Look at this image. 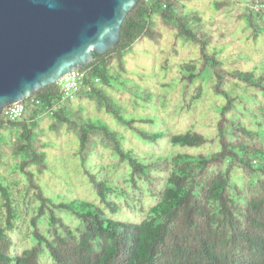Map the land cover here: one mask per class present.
Returning <instances> with one entry per match:
<instances>
[{
    "label": "trees",
    "instance_id": "obj_1",
    "mask_svg": "<svg viewBox=\"0 0 264 264\" xmlns=\"http://www.w3.org/2000/svg\"><path fill=\"white\" fill-rule=\"evenodd\" d=\"M179 2L138 0L121 22L118 43L78 69L83 76L71 98L62 99L51 83L24 100L19 120L0 114V165L11 158L19 178L0 175V264H264V64L227 68L226 47L209 49L212 31ZM245 3L247 38L255 41L264 28V0ZM154 16L173 32V46L180 38L197 48L168 86L179 92L181 131L177 115L173 124L155 113L150 90L128 94L133 106L153 112L136 120L123 118L121 104L103 88L114 85L110 65L121 70L136 42L159 40ZM237 63H246L240 53L230 65ZM208 95L204 121L189 124L190 106H202ZM75 99L93 102L130 131L135 145H124L104 120L83 115ZM43 117L51 118L56 137L77 139L75 155L95 202L41 184L53 144Z\"/></svg>",
    "mask_w": 264,
    "mask_h": 264
},
{
    "label": "rangeland",
    "instance_id": "obj_2",
    "mask_svg": "<svg viewBox=\"0 0 264 264\" xmlns=\"http://www.w3.org/2000/svg\"><path fill=\"white\" fill-rule=\"evenodd\" d=\"M217 2H224L225 4L223 7L218 8L216 7ZM179 4L184 5L183 10L185 12L196 11L204 27L212 31L214 37L209 49L226 47L224 53L221 54V58L227 68L253 69L258 67L261 69L264 64V28H262V35L255 41L252 38H247L250 29L248 30L245 27L246 22L243 15L244 6L246 5L245 0H180ZM153 21L155 22L153 24L154 29L161 33L159 40L154 43L144 38L136 42L122 56L123 68L121 70L117 69L116 72L115 63L110 65V73L113 74L115 80L112 83L114 85L111 88L107 86H103V88L119 101L122 106L120 114L123 118L136 120L148 117L150 112H153L151 106H133L131 97L128 94H130V91L135 92L138 88L148 89L156 95L155 113L160 118L168 119L169 122L175 124L174 118L179 111L176 106L179 92L178 90L169 89L168 86L175 83L180 63L189 60V58H196L197 48L184 43L180 38L176 42V46H173V32L160 25L157 17L154 16ZM239 53L245 57L246 63L230 65ZM210 99L211 97L208 95L202 106L198 105L197 102L190 106L186 114L189 124H199L204 121L206 106ZM138 103L142 104L140 101ZM73 104L75 107L78 104L84 108L81 113L86 117L92 120L102 119L111 128L117 130L122 135L121 141L124 145H135L134 139H137L131 135L130 131L128 132L122 128L115 119L103 111H95L93 102L88 103L86 100L75 99ZM176 118L181 121L179 115ZM50 119V117H43V120L40 121V126L47 135H45V138L53 143L48 147L47 161L49 168L41 176V184L46 188L45 182L48 188L51 189L62 187L63 190L65 189L64 194H72L74 197L95 202V191L83 176L78 158L75 155L77 139L72 133L66 132H62L59 137H56L48 130ZM171 123H168V125L171 126ZM183 127L184 123L181 121L177 126V130L181 131ZM13 138L14 135L11 134L6 140L11 141ZM137 145L142 153L149 151L145 148V143L138 142ZM3 148L4 146L0 145L1 151ZM7 163L8 165L5 168L0 165V175L9 181L19 180L13 174L14 163L11 158L8 159ZM53 173L57 175L52 176ZM46 190L49 191L47 188ZM20 232L23 237L25 230L22 228Z\"/></svg>",
    "mask_w": 264,
    "mask_h": 264
},
{
    "label": "water",
    "instance_id": "obj_3",
    "mask_svg": "<svg viewBox=\"0 0 264 264\" xmlns=\"http://www.w3.org/2000/svg\"><path fill=\"white\" fill-rule=\"evenodd\" d=\"M138 0H0V114L114 47Z\"/></svg>",
    "mask_w": 264,
    "mask_h": 264
},
{
    "label": "built area",
    "instance_id": "obj_4",
    "mask_svg": "<svg viewBox=\"0 0 264 264\" xmlns=\"http://www.w3.org/2000/svg\"><path fill=\"white\" fill-rule=\"evenodd\" d=\"M82 76V72H80L78 69H74L55 82L62 92V99L71 98L73 96L74 92L80 86ZM94 81L97 82L98 79L95 78ZM27 98L28 97L7 105L2 109L1 113L6 119L10 121L19 120L24 112V100Z\"/></svg>",
    "mask_w": 264,
    "mask_h": 264
},
{
    "label": "clouds",
    "instance_id": "obj_5",
    "mask_svg": "<svg viewBox=\"0 0 264 264\" xmlns=\"http://www.w3.org/2000/svg\"><path fill=\"white\" fill-rule=\"evenodd\" d=\"M79 69V68H78Z\"/></svg>",
    "mask_w": 264,
    "mask_h": 264
}]
</instances>
